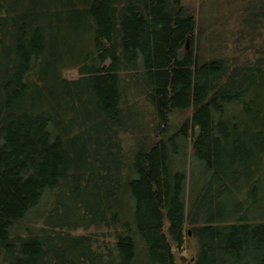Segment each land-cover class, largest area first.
<instances>
[{"label": "trees", "instance_id": "1", "mask_svg": "<svg viewBox=\"0 0 264 264\" xmlns=\"http://www.w3.org/2000/svg\"><path fill=\"white\" fill-rule=\"evenodd\" d=\"M251 4L231 60L183 0H0V264H177L189 233L185 264H264Z\"/></svg>", "mask_w": 264, "mask_h": 264}, {"label": "rangeland", "instance_id": "2", "mask_svg": "<svg viewBox=\"0 0 264 264\" xmlns=\"http://www.w3.org/2000/svg\"><path fill=\"white\" fill-rule=\"evenodd\" d=\"M252 1L254 0H183L184 5L197 18V36L200 25L204 29L202 35L197 37V40L202 43L200 49L205 57L222 54L229 56L231 60H242L245 56H251L252 48L247 47L250 44L247 42V34L251 35L254 32H252L251 28L244 25L243 20L247 15L245 10L253 4H251ZM189 47L190 38L187 44V48ZM78 75L77 69L65 70L66 77L75 78ZM145 108L147 109V107ZM190 115L191 109L177 110L170 114L168 122L172 124L179 123ZM92 231L94 229L91 227L79 229L77 232L87 233ZM195 250L196 240L190 233L186 237V248L184 251H178L175 244H173L177 264H185V260H193Z\"/></svg>", "mask_w": 264, "mask_h": 264}, {"label": "bare ground", "instance_id": "3", "mask_svg": "<svg viewBox=\"0 0 264 264\" xmlns=\"http://www.w3.org/2000/svg\"><path fill=\"white\" fill-rule=\"evenodd\" d=\"M196 131L198 132V128H196Z\"/></svg>", "mask_w": 264, "mask_h": 264}, {"label": "water", "instance_id": "4", "mask_svg": "<svg viewBox=\"0 0 264 264\" xmlns=\"http://www.w3.org/2000/svg\"><path fill=\"white\" fill-rule=\"evenodd\" d=\"M187 43H188V40H187Z\"/></svg>", "mask_w": 264, "mask_h": 264}]
</instances>
